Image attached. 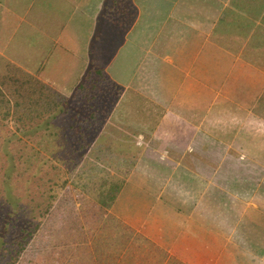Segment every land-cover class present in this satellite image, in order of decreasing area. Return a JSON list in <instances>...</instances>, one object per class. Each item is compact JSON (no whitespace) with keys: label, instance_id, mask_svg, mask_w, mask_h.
<instances>
[{"label":"crops","instance_id":"1","mask_svg":"<svg viewBox=\"0 0 264 264\" xmlns=\"http://www.w3.org/2000/svg\"><path fill=\"white\" fill-rule=\"evenodd\" d=\"M0 58L63 95L150 98L160 140L264 131V0H0Z\"/></svg>","mask_w":264,"mask_h":264},{"label":"rangeland","instance_id":"2","mask_svg":"<svg viewBox=\"0 0 264 264\" xmlns=\"http://www.w3.org/2000/svg\"><path fill=\"white\" fill-rule=\"evenodd\" d=\"M255 23L252 42H263V24ZM254 54L255 60L259 56ZM104 88L107 93L99 85L94 91L101 122L94 125L92 148L76 167L102 155L99 152L133 160L125 177L129 185L125 195H118L105 215L156 245L152 253H166L164 260L172 255L184 264H264L263 129L207 131L218 142L193 134L160 140L154 132L161 115L155 113L159 107L150 98L136 99L130 88L122 95L118 86ZM111 91L117 92L116 98ZM64 96L65 106L73 109L77 98ZM115 104L113 113L108 112ZM8 124L14 129L13 121ZM241 136L243 143L237 140L231 145L233 137L241 140ZM61 195L51 209L63 207L64 203L56 204ZM74 201L80 205L78 198ZM51 209L49 214L58 218ZM34 239L39 245L45 242L44 235L36 239L35 234ZM131 241L126 246L129 253L141 252L143 246Z\"/></svg>","mask_w":264,"mask_h":264},{"label":"trees","instance_id":"3","mask_svg":"<svg viewBox=\"0 0 264 264\" xmlns=\"http://www.w3.org/2000/svg\"><path fill=\"white\" fill-rule=\"evenodd\" d=\"M99 84L81 85L72 109L62 93L0 58V264H184L152 253L156 245L105 215L128 189L132 159L99 152L76 167L101 122ZM61 193L63 207L51 209ZM35 234L44 235L42 245ZM130 241L141 252L129 253Z\"/></svg>","mask_w":264,"mask_h":264}]
</instances>
